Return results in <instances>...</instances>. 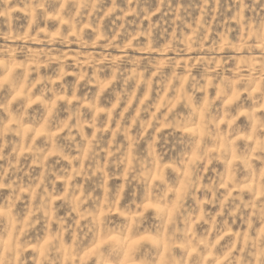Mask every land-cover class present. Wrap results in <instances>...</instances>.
Returning a JSON list of instances; mask_svg holds the SVG:
<instances>
[{
  "label": "rangeland",
  "instance_id": "rangeland-1",
  "mask_svg": "<svg viewBox=\"0 0 264 264\" xmlns=\"http://www.w3.org/2000/svg\"><path fill=\"white\" fill-rule=\"evenodd\" d=\"M0 264H264V0H0Z\"/></svg>",
  "mask_w": 264,
  "mask_h": 264
}]
</instances>
